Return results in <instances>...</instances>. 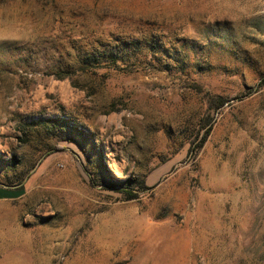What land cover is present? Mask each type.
Wrapping results in <instances>:
<instances>
[{
	"label": "rangeland",
	"instance_id": "1",
	"mask_svg": "<svg viewBox=\"0 0 264 264\" xmlns=\"http://www.w3.org/2000/svg\"><path fill=\"white\" fill-rule=\"evenodd\" d=\"M0 264H264V0H0Z\"/></svg>",
	"mask_w": 264,
	"mask_h": 264
},
{
	"label": "trees",
	"instance_id": "2",
	"mask_svg": "<svg viewBox=\"0 0 264 264\" xmlns=\"http://www.w3.org/2000/svg\"><path fill=\"white\" fill-rule=\"evenodd\" d=\"M50 121L54 122L56 125L61 126V125H65V122L59 118H52L50 119ZM128 194L129 198H133V194L131 192H126Z\"/></svg>",
	"mask_w": 264,
	"mask_h": 264
}]
</instances>
